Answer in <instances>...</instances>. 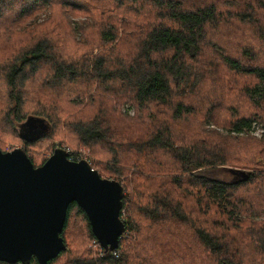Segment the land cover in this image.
<instances>
[{
	"label": "rangeland",
	"instance_id": "1",
	"mask_svg": "<svg viewBox=\"0 0 264 264\" xmlns=\"http://www.w3.org/2000/svg\"><path fill=\"white\" fill-rule=\"evenodd\" d=\"M3 6L13 0H2ZM120 1L124 5H120ZM126 1L128 3H126ZM183 7L210 5L216 6L217 11L222 12L225 20L217 26L216 30L206 31L209 37L208 49L201 55V61H205L207 68L202 71V75L195 86L189 90H181L173 86L172 104L185 101L192 107V114L182 120L171 121V112L167 107H158L152 112L138 114L137 110L127 101L128 97L123 90L105 93L102 98L107 103V109L102 110L113 120L127 121L128 119L139 118L144 121V128L137 133H145L153 122L158 120L163 127H169L174 141L179 145L184 142L203 144L213 150L227 152L231 161L229 166L217 168L219 172L202 170V175L211 176L214 179L231 180L229 173L223 171L224 168L242 169L249 172L264 174V167L257 166L258 153L264 156V104L259 107L249 105L242 92L244 85H251L255 81L252 76L235 75L227 70L222 62V55H228L239 59L245 66L264 65V0H177ZM30 0H14L11 5V14L14 16L16 25L9 29L10 17L3 13L0 15V52L6 46L13 47L19 52L25 46V42L33 43L38 39L48 38L50 44L57 51V57H68L79 59H91L100 54L120 60L122 56L129 54L133 56L143 37V33L149 29V24L157 11L148 7L155 4L156 0H55L54 4H44L33 11L21 13L20 10L28 8ZM51 2V1H50ZM5 8V7H3ZM189 9V8H187ZM152 11V12H151ZM107 26L110 30L111 42H106L100 37L101 28ZM1 57V53H0ZM5 61H0V66ZM46 69V68H45ZM44 69V70H45ZM43 70L41 79L30 82L25 92V117L29 115L42 118L34 114L31 109H40L42 104L52 110L51 120L53 125L52 134L33 145H24L18 136V125L13 122L10 125L15 137L3 136V125L9 123L13 116L7 115V93L0 82V147L4 152H9L17 148L23 149L35 167L39 166L44 158H49L53 149L62 148L70 153V161L87 160L93 170L99 173L103 179H117L113 169L119 168V176L125 185L127 192L131 195L135 208L132 211V219L139 227L138 234L133 240H141L145 245V259L149 264H220L217 256L202 247L190 226L186 224H164L159 222L158 216L153 218L143 217L136 209L137 207H154L153 191L147 190L151 184L145 183L142 178L160 179L161 185L169 187L170 180L178 172H167L169 169L177 167L176 161L165 153L146 156L137 155L132 151L120 147H114L116 151H111L112 142L120 143L117 132L109 125L114 137L104 140L92 148H84L75 142L76 137L69 130L72 121H86L93 115L99 116L101 111H97L93 105L89 106V97L95 91L86 84H65L55 88L52 84L44 80L47 76ZM196 81V80H195ZM54 90V91H53ZM250 115L254 118L251 129L244 134L230 136L226 131L227 123L232 115ZM24 117V118H25ZM256 118V119H255ZM154 120L153 122H151ZM23 122V121H22ZM170 123L168 125V123ZM16 125V126H15ZM138 125V124H137ZM136 125V126H137ZM37 127V125H35ZM148 126V127H147ZM139 127V126H138ZM162 127V128H163ZM118 129V128H117ZM120 160L121 164H117ZM128 161V163H125ZM143 171V172H142ZM135 187V188H133ZM181 196H189L187 192H180ZM247 208L251 210L245 213L244 228L249 223L255 225L249 231L251 237H257L261 231L264 234V178L257 181L253 188H246L245 194ZM188 205L196 202L194 197ZM243 202V201H242ZM244 203V202H243ZM202 205L206 206L204 203ZM252 205V206H251ZM200 216L205 219L212 229L219 228L221 219L211 218L209 215ZM192 217H194L192 215ZM196 219V217H194ZM236 219V218H234ZM66 229L65 242L70 255H64L55 264H67L73 256L87 257L91 254L87 248L91 239L85 221L73 211L71 220ZM123 232V237L128 233ZM245 232V231H243ZM248 233L246 231L242 237ZM248 237L245 241L246 251H241L245 256H257L259 251L256 246H250L253 238ZM130 238V237H129ZM98 243V241L96 240ZM254 242V241H253ZM100 247V245H99ZM236 247L237 244H236ZM102 248V247H101ZM103 251L96 252L102 255ZM65 252V251H64ZM93 254V253H92ZM133 264H140L141 261L130 253ZM31 264V263H30ZM251 264V263H250ZM263 264V263H261Z\"/></svg>",
	"mask_w": 264,
	"mask_h": 264
},
{
	"label": "trees",
	"instance_id": "2",
	"mask_svg": "<svg viewBox=\"0 0 264 264\" xmlns=\"http://www.w3.org/2000/svg\"><path fill=\"white\" fill-rule=\"evenodd\" d=\"M13 1L3 6V1L0 0V15H3V12L10 17V23L7 26L9 29L16 25L15 21L11 20L14 17L10 13L11 7H7ZM54 1L30 0L28 8H23L19 14L33 11L34 8L39 9V6L44 4L50 3L52 5ZM137 1L133 0V2ZM126 3L128 2L126 1ZM119 4L124 5L122 1ZM148 7L157 11L158 17L153 18L149 24V29L143 33L144 35L137 46L135 54L133 56L126 54L120 60H114L102 54L91 59H79L71 56L57 57V51L53 50L54 47L50 44L48 38L38 39L33 43L25 42V46L19 52L15 51L13 47L7 46L1 50L0 61H5V63L0 66V82L7 93V115L13 116L14 119L5 126L3 125L1 132H3V136L16 138L10 125L14 126L13 122L21 123L18 125L17 138L24 145H33L52 134V131H54L53 125L45 120H51L52 110L48 109L46 105L42 104L38 110H36V107L31 109L34 114L42 116L44 119L34 116L29 117V115L25 117L26 100L24 91H26L30 82L41 79V74L45 68L44 71L47 76L44 79L42 78V82L44 80L50 82L54 89L65 84H86L90 88L94 85L95 91L89 97V106L93 105L97 108V111H101V114L99 116L93 115L86 121L79 120L70 123L69 130L76 137L74 143L84 149L92 148L103 143L104 140H110L115 136L109 127V125H112L121 142H112L111 151H116L114 147H120L137 155L144 154L146 156H155V154L165 152L173 158L174 162L176 161L177 167L167 171L178 172V174L173 175L174 177L170 180L168 188L161 185L160 177L156 179L155 184L153 183L154 179H150V177L142 178L145 183L151 184L147 187V190L155 188L153 191V197H155L154 207L148 209L139 206L136 208L143 217L150 219L158 216L159 222L164 224H186L190 226V230L193 231L198 243L209 250L212 255L217 256V261L220 264H264L263 231L259 236L251 237L249 231L255 224L251 222L244 228L245 213L249 210L253 213L257 208L242 209L248 203V199L244 195L246 188H253L257 181L259 182L264 178V174L237 168L230 170L224 168L223 171L231 176L229 181L202 175L199 173L202 170L207 169L217 173L219 172L216 170L217 168L229 166L231 159L228 153L213 150L207 145L198 143H196V147L195 144L186 141L184 145H179V141L177 143L174 141L170 128L161 126L162 124L158 120L156 122L152 120V125L147 126V131L141 134L142 132H137L140 127H145L143 120L136 117L128 119L124 123V121L113 120L106 112L102 114V110L107 109V103L102 96L105 93L111 94V91L116 92L117 90L124 91L128 97L127 101L140 115L143 113L150 114L153 109L165 106L171 112V121L176 122V120H182L193 113L191 105H188L185 101H179L175 103V106L172 104L173 87L171 88L170 85L174 82L173 86L175 88L185 89L189 94V90L200 79L202 71L207 68L205 61H201L202 58H200L208 49L209 37L206 36V31L216 30L225 18L222 12L217 11L216 6L213 4L189 6L187 7L189 9H187L177 0H156L155 4ZM110 32V30H107L106 25L103 26L100 38L106 42H111L113 38L110 36ZM220 58H222L227 70L235 75H249L254 78L253 84L243 86V96L249 105L254 107L263 105L264 65L247 64L245 66L243 62L247 63L248 61H239V59L228 55H222ZM33 121H41L42 125L38 123L33 125ZM254 121V118L250 115H232L226 127V131L229 133L228 137L231 139L237 137L230 136L231 133L240 135L249 132ZM22 127L24 133L31 131L32 134L30 129L32 128L41 131L42 134L31 141H26L20 132ZM0 150L4 152L1 147ZM67 154L66 156L70 158L71 154L68 152ZM256 156L259 158L257 166L264 167V156L260 153ZM29 159L32 162V158ZM46 160L47 158H44L40 165ZM125 163H128V161H125ZM117 164H121L120 160H117ZM113 171L117 179L112 180L122 185L123 193L127 192L125 185L119 180L121 179L119 168H115ZM181 191L194 197L197 203L194 202L188 205L191 200L188 199L189 196H181ZM134 205L131 195L126 196L124 194L120 220L124 223L128 236L125 239L122 236L119 240L116 249L119 256L115 258L110 251L102 252V255L96 253L99 248L97 244H94L96 239L91 234L86 215L75 203L71 204L67 208L66 221H64L65 224L60 235L66 246V251L60 253L57 258L49 261L48 264H55L64 255L71 254L67 250L68 246L64 234L73 211L78 213L82 221H85L90 236L89 239H91L87 248L91 254H87V257L75 255L68 260L67 264H133L130 258L132 257L131 252L137 257L136 259L141 261L140 264H149L148 260L144 258V242L133 240L136 237L135 234H138L139 231V227L131 215L135 208ZM208 213H211L209 215L211 218L222 220L219 228L212 229L205 219H201L200 216H205ZM243 231H248L245 238L242 237L245 233ZM248 237L253 238L250 246L253 248L256 246L259 251L258 255L253 256L252 260H250L251 256H245L241 253V251L249 249L245 241H242ZM236 244L238 247H236ZM30 263L38 264L35 259ZM0 264L5 263L0 262Z\"/></svg>",
	"mask_w": 264,
	"mask_h": 264
},
{
	"label": "water",
	"instance_id": "3",
	"mask_svg": "<svg viewBox=\"0 0 264 264\" xmlns=\"http://www.w3.org/2000/svg\"><path fill=\"white\" fill-rule=\"evenodd\" d=\"M30 129L32 134L20 130L26 141L42 134ZM66 155L55 148L35 167L21 148L0 150V262L48 264L66 251L60 235L73 203L86 215L100 247L105 252L118 248L126 230L120 220L122 185L101 178L87 160L74 162Z\"/></svg>",
	"mask_w": 264,
	"mask_h": 264
},
{
	"label": "built area",
	"instance_id": "4",
	"mask_svg": "<svg viewBox=\"0 0 264 264\" xmlns=\"http://www.w3.org/2000/svg\"><path fill=\"white\" fill-rule=\"evenodd\" d=\"M94 244H97V245H98L97 247L99 248V250H100V251H103L102 248L99 247V244H98L97 242H94ZM111 253H112V255H113L115 258H117V257L119 256V252L116 251V250L112 251Z\"/></svg>",
	"mask_w": 264,
	"mask_h": 264
}]
</instances>
